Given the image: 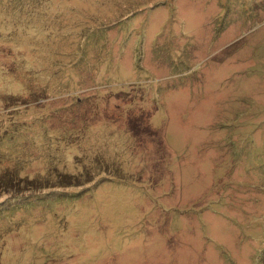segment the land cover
Masks as SVG:
<instances>
[{"label":"rangeland","instance_id":"rangeland-1","mask_svg":"<svg viewBox=\"0 0 264 264\" xmlns=\"http://www.w3.org/2000/svg\"><path fill=\"white\" fill-rule=\"evenodd\" d=\"M6 174L0 264H264V0H0Z\"/></svg>","mask_w":264,"mask_h":264},{"label":"trees","instance_id":"trees-1","mask_svg":"<svg viewBox=\"0 0 264 264\" xmlns=\"http://www.w3.org/2000/svg\"><path fill=\"white\" fill-rule=\"evenodd\" d=\"M71 177L72 176L70 175L68 178L67 177H63V178L66 180V182L70 180L71 181L75 180L74 178H71ZM73 177H76V176L73 175ZM66 182H63L64 185L61 184L59 186L61 187L68 186V185H65ZM38 184H41V183H34L32 180L21 178V177H16L15 174H6L3 176H0V197L9 196L11 197L10 199L13 200L15 198H18L23 192H27L29 190H35V189L40 190L43 188H48V186L46 185L38 186ZM54 187H58V186H54ZM45 199L46 197H43V196L38 197V201L40 202ZM24 204H26V200L24 201Z\"/></svg>","mask_w":264,"mask_h":264}]
</instances>
